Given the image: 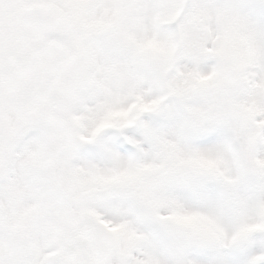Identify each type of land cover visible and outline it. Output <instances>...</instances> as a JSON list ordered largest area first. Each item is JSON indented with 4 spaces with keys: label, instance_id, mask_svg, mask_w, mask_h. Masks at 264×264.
I'll list each match as a JSON object with an SVG mask.
<instances>
[{
    "label": "snow or ice",
    "instance_id": "6c2138e0",
    "mask_svg": "<svg viewBox=\"0 0 264 264\" xmlns=\"http://www.w3.org/2000/svg\"><path fill=\"white\" fill-rule=\"evenodd\" d=\"M0 264H264V0H0Z\"/></svg>",
    "mask_w": 264,
    "mask_h": 264
}]
</instances>
